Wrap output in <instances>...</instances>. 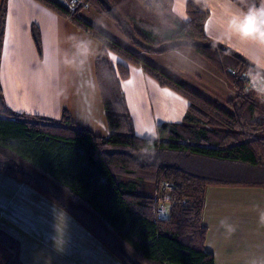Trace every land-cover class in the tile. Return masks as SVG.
Wrapping results in <instances>:
<instances>
[{
    "label": "trees",
    "instance_id": "trees-1",
    "mask_svg": "<svg viewBox=\"0 0 264 264\" xmlns=\"http://www.w3.org/2000/svg\"><path fill=\"white\" fill-rule=\"evenodd\" d=\"M39 1L62 15L68 12L53 0ZM139 1L148 10L146 0ZM233 1L240 8L251 3ZM87 6L110 19L132 48L80 18L78 12ZM186 12L188 20L176 18L175 28L161 38L122 17L109 0H85L74 14V24L102 42L94 71L108 137L79 126L67 109L59 120L15 112L3 98L0 77V173L26 184L70 214L121 264H215L214 255L206 250L208 228L203 222L208 188L264 191V137L260 136L264 113L257 102L261 96L240 79L244 73L264 79V70L206 35L210 12L203 2L187 0ZM5 35L2 8L0 65ZM32 36L42 58L37 26L32 27ZM178 39L188 42L238 91L225 106L139 54L168 53ZM109 53L126 64L115 66ZM127 64L143 66L160 85L188 100L182 122L158 125L156 138L136 135L121 86L130 77ZM163 182L172 189L163 192ZM140 183L155 185L160 201L140 195ZM161 204L167 215L163 219L158 214ZM0 246L11 253L4 264H22L18 240L0 231Z\"/></svg>",
    "mask_w": 264,
    "mask_h": 264
},
{
    "label": "crops",
    "instance_id": "crops-1",
    "mask_svg": "<svg viewBox=\"0 0 264 264\" xmlns=\"http://www.w3.org/2000/svg\"><path fill=\"white\" fill-rule=\"evenodd\" d=\"M53 1L68 9L67 0ZM109 1L121 12L112 0ZM124 1L134 5L139 0ZM200 1L210 12L205 24L206 35L264 70V41L241 38L232 24L234 14L241 8L233 0ZM186 2L183 10L180 8L177 13H170L173 24L176 18L188 20ZM2 8L6 13V35L0 77L6 104L15 112L55 120H59L63 109H67L79 126L97 136L108 137L110 131L105 123V110L94 71L102 50L101 40L39 0H0V10ZM78 16L111 39L132 48L112 21L90 7L78 12ZM127 19L158 38L170 30L162 27L160 34L156 35L153 27L158 25V21H150L143 16ZM33 26L41 32L44 50L56 55V59L45 61L44 51L40 64L47 76L39 89H35L31 75L36 63L26 59L25 51L29 44L21 38L27 37L34 43ZM139 54L221 106L238 94L226 78L193 49H190L186 61L179 60L170 52ZM6 58L9 60L10 80L14 82L10 87L11 94L6 93L3 85ZM109 59L115 66L118 62L126 64L113 53H109ZM127 66L130 77L122 81L121 86L136 135L156 138L158 125L182 122L188 100L173 89L160 85L143 66ZM63 72L67 74L68 82H63ZM30 98L40 104V109L34 110L29 105L27 101ZM43 106L49 107L41 108ZM260 191L264 192L252 188H208L203 222L208 228L206 250L214 255L215 264H247L250 258L264 255V221L261 219L264 194ZM224 217L231 218L237 225L235 233L228 235L220 227L219 221ZM0 231L19 241L22 264H121L70 214L26 184L1 173Z\"/></svg>",
    "mask_w": 264,
    "mask_h": 264
},
{
    "label": "clouds",
    "instance_id": "clouds-1",
    "mask_svg": "<svg viewBox=\"0 0 264 264\" xmlns=\"http://www.w3.org/2000/svg\"><path fill=\"white\" fill-rule=\"evenodd\" d=\"M146 4L148 10L158 21V25L153 27L156 35L160 34L162 27L165 29L175 28L170 18L169 0H146ZM232 24L241 38L264 41V0H251V3L234 14ZM190 47L188 42L178 39L177 46L170 49V53L179 60L186 61L190 55ZM261 219L264 221V211L261 212ZM219 225L228 235L237 230V225L229 217L222 218ZM247 264H264V255L250 258Z\"/></svg>",
    "mask_w": 264,
    "mask_h": 264
},
{
    "label": "rangeland",
    "instance_id": "rangeland-1",
    "mask_svg": "<svg viewBox=\"0 0 264 264\" xmlns=\"http://www.w3.org/2000/svg\"><path fill=\"white\" fill-rule=\"evenodd\" d=\"M113 3L115 5H117L120 9L121 12H119L112 4V6L117 10V12L124 17L125 19H127V17H146L148 20L150 21H157L156 18L153 16V14L151 13V11L147 12L145 11V9L142 7V3L141 1H136V4H131L129 1H124V0H112ZM186 0H169L170 3V13H177V11H180L184 9V4H185ZM110 2V1H109ZM142 4V5H141ZM89 7V6H88ZM91 8V7H90ZM92 9V8H91ZM144 9V10H143ZM94 10V9H92ZM96 11V10H94ZM97 12V11H96ZM100 14V13H99ZM125 16H124V15ZM102 15V14H101ZM149 15V16H148ZM104 16V15H102ZM105 17V16H104ZM107 18V17H106ZM108 19V18H107ZM110 20V19H109ZM129 20V19H128ZM111 21V20H110ZM130 21V20H129ZM132 22V21H131ZM138 27V26H137ZM139 28V27H138ZM120 30V29H119ZM121 31V30H120ZM23 41L27 42L29 44V49L25 51V56L26 59L30 62L33 61L36 63V65H33L34 67L32 68V76L34 77V79H32L34 85H35V89H39V87L42 86V84L45 82L44 79L47 76V73H45V68L43 65L40 64L41 62V57L38 55V52L34 46V43L32 41V39H29L27 37H21ZM128 45L131 47V44L128 42ZM28 47V46H27ZM44 48H43V57H44ZM45 61L46 60H51V59H56V55H54L53 52H51L50 50H46L45 51ZM42 57V58H43ZM51 58V59H50ZM73 62V58L71 59ZM9 60L8 58H6L5 60V65L3 67V73H2V77H3V85L4 88L6 89V93H10V87L14 86V82H12L11 76H10V72L8 70L7 64ZM14 64V61L12 62ZM36 66V67H35ZM73 73V77H75L74 72ZM63 78V82H68L67 81V74H65V72H63L62 75ZM235 89V88H234ZM43 93V92H42ZM48 94H55L54 92H48ZM29 103V105L34 109H40V104H36L35 102H33L30 99H28L27 101ZM258 105L261 108V111L264 113V102L262 101L261 98L257 99ZM18 107V105L16 106ZM49 106H43L41 108L47 109ZM261 137H264V133H260ZM165 185H169L170 187H172V185L168 182H163V184L161 185V190L164 192L165 190ZM168 188H166V191ZM172 188H170L169 190H171ZM138 193L140 195H153V196H157L158 192H157V187L153 184L150 183H140L138 186ZM261 194H264V192H261ZM11 253L7 248L1 247L0 246V264H4L6 262L7 259H9Z\"/></svg>",
    "mask_w": 264,
    "mask_h": 264
},
{
    "label": "built area",
    "instance_id": "built-area-1",
    "mask_svg": "<svg viewBox=\"0 0 264 264\" xmlns=\"http://www.w3.org/2000/svg\"><path fill=\"white\" fill-rule=\"evenodd\" d=\"M68 2V12L65 15V17L74 23V14L80 9L82 6L85 5V0H67ZM240 79L245 83L246 88L250 91H255L259 93L261 98L264 100V79L261 77H252L249 74H242L240 76ZM166 188L169 190L170 187L169 185H165V191ZM156 200L160 201V197H156ZM159 218L163 219L165 218L166 215V209L164 204H161L160 210H159Z\"/></svg>",
    "mask_w": 264,
    "mask_h": 264
}]
</instances>
